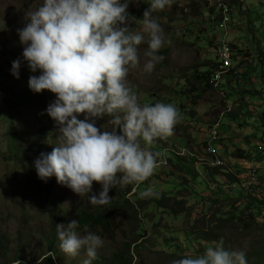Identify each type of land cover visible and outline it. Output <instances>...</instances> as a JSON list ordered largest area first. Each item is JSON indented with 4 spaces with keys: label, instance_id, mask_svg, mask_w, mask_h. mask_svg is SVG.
<instances>
[{
    "label": "clouds",
    "instance_id": "obj_1",
    "mask_svg": "<svg viewBox=\"0 0 264 264\" xmlns=\"http://www.w3.org/2000/svg\"><path fill=\"white\" fill-rule=\"evenodd\" d=\"M235 1L236 3H233V0H229L231 5L242 3L241 0ZM132 2L139 4L140 0H43L38 8L25 13L27 23L23 28L17 29V33L20 43L24 45L23 61L27 62L31 72L35 73L39 70L41 73L38 76L29 77V88L34 93L47 89L56 94V99L48 105L46 111L58 126L57 144L51 152H42L34 161L38 177L47 181L55 176L58 184L70 188L81 198L87 196L89 203L93 206L108 204L112 199L109 196L110 189L131 185L124 193L115 195L114 200L121 202L122 199H126L133 205V211L125 208L126 214L117 224L115 231L120 228L125 217H129L130 221L137 224L132 238L126 241L130 242L142 235L131 246V254L136 264V257L143 250V240L148 234V229L142 220H150L149 217H142L140 212L151 207L181 216L190 209L187 201H180L174 196V193H178L173 192L174 190L161 194L148 188L139 192L141 187L146 185L147 179L154 176L156 169L165 168L170 164L178 168L180 172L192 175L201 186L203 183L206 185L215 183L214 194L234 198L235 203L239 204L238 207L243 203H249L251 201L249 196L264 201L257 191L252 192L255 186L261 184L260 168L245 162L252 161V154H255L254 156H257L264 165V157L260 155L261 150L264 153V79L257 80L260 85L257 82L253 83L254 87L251 91L259 93L257 99L255 95L248 94L245 96L243 105L238 100L227 97L223 87L238 91L239 85L245 83L238 75L239 65L251 64L248 60L250 54L237 48L236 44L239 42L236 39V41L231 40L230 13L225 5L221 6L224 9L219 10L215 19L213 16L216 13L214 9H210L208 13L213 15L212 21L216 22L220 19L217 29L222 31V35L216 39L213 36V40H210L211 42L215 39L213 64L216 68L209 81L213 91L223 94L225 101L233 102L236 108L221 111L220 116L213 120L202 148H169L168 145L161 144L164 146L160 154L147 150L142 145H151L155 140L167 139L173 134L179 113L171 103L142 104L138 93L129 86L128 76L131 68H137L141 64L138 46L142 43L147 44L143 52V70L151 73L158 63V53L164 44L163 29L153 13L165 9L171 0H151L143 12L141 32L131 30L132 21L128 8ZM230 4L227 6L232 9ZM224 16L227 21L222 25ZM250 31H252L251 28ZM222 39L230 47L233 68L226 74H222L220 79H216L220 63L217 47ZM260 53L263 52L259 51L258 56ZM21 63L20 58L12 62L11 73L17 79L20 77ZM226 113L232 122L235 123L238 120L240 126H245L239 127L243 131L238 132L239 138L232 142H226L222 137V120ZM79 114H83L84 118L80 119ZM104 117H108V120L107 127L104 125L102 131L96 123ZM255 146L259 147L257 153L247 151L255 149ZM225 156L240 164L245 172L238 173L231 168L226 169L228 160ZM201 169L206 171L207 180L199 182L202 175ZM253 175L256 177L254 182L251 181ZM230 177L236 181L233 182ZM94 181L100 183L102 190L98 195L93 193L89 196L88 194L93 190ZM176 181L178 186L182 185L184 189L196 194V203L206 196V193H198L192 187H185L188 182L186 179L181 181V185L178 180ZM220 184L225 188L223 189ZM162 195L174 199V211H179L180 205L184 204L186 213L177 215L172 208L164 209L150 202ZM207 197L214 202L220 201L213 195ZM238 209L234 207V211L230 212L229 216L213 217L214 224L218 227L233 214L235 217L240 216ZM235 221L237 218H234L233 222ZM79 227L77 219L67 224L56 225L57 237L60 241L59 249L66 257L73 258L84 250L87 258L82 264H92L98 249L103 247L104 241L99 235L89 231L91 229L88 230V225H84L85 234L83 235L78 233L83 232L77 230ZM210 229L213 230V227L208 226L203 229L201 237L198 238L195 235V240L211 245L220 243L221 239L214 242L202 240L205 232H209ZM53 230L54 227L51 232ZM222 237L219 236V238ZM43 238L45 239L44 236ZM166 245L175 248L168 240ZM203 250L205 251L202 255L184 256L173 260L172 264H247L245 251L226 250L222 242L215 247L209 246ZM48 255H51L54 260L55 243L53 252L48 248V253L42 259ZM54 262L58 264L55 260ZM100 263L107 264L105 259H100L95 264Z\"/></svg>",
    "mask_w": 264,
    "mask_h": 264
},
{
    "label": "rangeland",
    "instance_id": "obj_2",
    "mask_svg": "<svg viewBox=\"0 0 264 264\" xmlns=\"http://www.w3.org/2000/svg\"><path fill=\"white\" fill-rule=\"evenodd\" d=\"M241 1L244 6L242 3L231 5L229 0H171L165 9L153 13L163 29L164 44L158 53L159 61L151 73L143 70V52L147 44L142 43L138 46L141 64L129 70L128 84L138 93L142 104L171 103L176 107L179 118L173 134L167 139H157L151 145H142L147 150L160 154L164 146L161 144L168 145L169 148H202L213 120L220 116L221 111L236 108L233 102L225 101L223 94L211 89L194 104V96L191 93H183L181 87L186 78H191L200 66L215 61L214 46L209 42L213 40V36L215 39L221 36L222 31L217 29L220 19L213 22V15L208 12L214 9L215 19L219 10L224 9L222 5H225L230 13L231 40L236 39L239 42L236 44L237 48L247 51V54H250L248 60L256 65L255 56H258L259 51L264 53V1ZM150 2L151 0H140L139 4L130 3L128 12L131 15L132 31H142L144 6L148 7ZM42 3L43 0H0V232L9 240L5 245V253L0 256V264H12L14 256H18L26 264H43L42 257L48 253L47 238L54 224H67L76 219L78 211L89 202L87 196L81 198L70 188L58 184L55 176L47 181L41 180L34 164L42 152H51L57 144L58 126L46 111L48 105L56 99V94L47 89L34 93L29 88V77L41 73L39 70L31 72L27 62L23 61L24 45L20 43L17 29L23 28L27 23L25 13L35 10ZM227 4H230L232 9ZM18 58L22 61L19 79L11 73L12 62ZM227 115L226 113L222 120V137L226 142H232L239 138L238 132L243 131L239 127L245 126H240L238 120L232 122ZM79 118L83 119V114H79ZM107 120L108 117L97 120L96 126L103 131V126L107 127ZM13 139L20 147L19 156L11 153ZM261 146L263 148L262 144ZM258 149L259 147L255 146V149L247 151L257 153ZM252 155L253 160L245 162L257 165L261 171V184L255 186L252 192L257 191L264 200V165L255 154ZM260 155L264 157L262 150ZM225 157L228 160L226 169L231 168L238 173L245 172L240 164L228 156ZM201 173L199 182L206 179V171L201 169ZM153 174L139 192L148 188L161 194L174 190L173 192H178L174 193V196L180 201H187L190 209L181 216L151 207L140 212L142 217H149L150 220H142L148 234L143 240V250L136 257V264H172L173 260L184 256L202 255L204 248L215 247L221 242L226 250L245 251L247 264H264V207L259 208L260 212L254 209L256 222L251 229L247 230L243 223L235 221L220 230L216 228L213 217L229 216L234 207L238 209L239 204L235 203L234 198L214 194L215 183H203L201 186L192 175L180 172L170 164L165 168L156 169ZM183 179L188 181L185 187H192L198 193H206V196L196 203V194L181 185ZM176 180L181 186H178ZM130 187L131 185L112 188L109 196L114 200L115 195L124 193ZM101 190L100 183L94 181L93 190L88 195H98ZM210 195L220 201L214 202L207 197ZM53 208L62 216H66L64 222L56 220L51 223ZM246 217L244 221H247ZM208 226L213 227L217 235L223 236L220 243L211 245L195 240V235L201 237L202 230ZM119 227L111 235L100 229L89 230L104 241L92 264L100 259H105L109 264L114 253L132 238L137 224L125 217ZM167 240L175 248L166 245ZM59 243L57 237L54 260L58 264H82L87 258L84 250L74 258L66 257L60 251Z\"/></svg>",
    "mask_w": 264,
    "mask_h": 264
},
{
    "label": "trees",
    "instance_id": "obj_3",
    "mask_svg": "<svg viewBox=\"0 0 264 264\" xmlns=\"http://www.w3.org/2000/svg\"><path fill=\"white\" fill-rule=\"evenodd\" d=\"M233 3H236V1L233 0ZM146 8L147 5L144 6V9ZM212 43L213 41L210 42V44ZM255 61H256V65H253L252 63L251 64L243 63L239 65L238 75L243 79V82L245 83L239 85L240 87L238 91H232L231 89H227V87H223L229 99L238 100L244 105L245 96H247L248 94L255 95L256 96L255 99L258 98L259 93L254 91L253 93L251 89L254 87L253 83L257 82V78L258 79L260 78L261 80L262 78L264 79V54L260 53L259 56L255 57ZM215 68L216 65H214L213 63L211 64L210 62H206V64L200 66L198 70L193 72L191 78L189 77L186 78L181 89L182 92L185 93L186 95H189V93H191L194 96V104H197L201 99V96H204V94L208 92L209 89L214 90L212 85L210 84L209 79L212 78L211 75H213ZM248 80L249 82H247ZM226 90L228 91V93ZM45 132L46 130L43 133ZM10 148L12 149L11 153H13L15 156L20 155V147L16 140L13 139L11 141ZM215 174H213V176ZM230 179L233 182L236 181L232 177H230ZM248 198L251 201L247 204L243 203L242 205H240L238 209L240 212L239 213L240 216L236 215L235 217V214H233L232 217L226 219L224 222H221L222 224H220L217 228L222 230L228 225L226 223L233 222L234 218H237V221L244 224L245 229L247 230L251 229L254 225V222L256 221L253 209L257 210L259 208L258 206L254 207V204L257 203V205L264 206V201L256 200L255 197L253 196H249ZM150 202L164 209L174 208L173 206L174 199L167 195H162L161 197L155 198ZM140 206L143 207L142 204H140ZM125 208H128V210L130 209L133 211V205L126 199H122L121 202L119 200L111 199L110 202L106 205H96V206H93L88 202L85 206H82V208L77 213L76 219L79 221L80 224V227L77 230L84 232V225H88V230L92 228L101 229L105 234L111 235L113 231H115L117 224H119V222L124 217V214H126ZM179 208H180L179 211L176 210L174 211L173 209L175 214L180 215L186 213V209H184L185 208L184 204L180 205ZM245 216H247L246 217L247 221H244ZM51 217H52L51 220L52 223L56 220L64 222V218H66L65 215L62 216L60 212L54 208L51 211ZM56 225L57 224H54L53 226L54 230L50 232L49 237L47 238V245L48 248L51 250V252H53L54 250V243L57 237ZM141 237L142 235H139L136 239H133L130 242H126L123 248L121 249V251L115 253V256L110 261V264H134V256L133 254H131V246L134 243H136L137 240H139L138 238ZM202 240L214 242V241H220V238L219 235L215 233V231L210 230L209 232H205L204 238ZM8 241H9L8 237L4 233L0 232V256L5 253L6 251L5 245L8 244ZM20 260L21 258H19L18 256H14V260L12 261V263L20 264L21 262V264H26ZM43 264H55V262L52 256L48 255L46 256V258L43 259Z\"/></svg>",
    "mask_w": 264,
    "mask_h": 264
},
{
    "label": "built area",
    "instance_id": "obj_4",
    "mask_svg": "<svg viewBox=\"0 0 264 264\" xmlns=\"http://www.w3.org/2000/svg\"><path fill=\"white\" fill-rule=\"evenodd\" d=\"M227 21V18L224 16V19L222 20L221 24L224 25ZM217 55L219 59V65H218V72L216 74V79H220L222 74H226L228 71H230L233 68L232 64V55L230 47L227 43L224 42L222 39L217 47ZM251 181H256L255 175H253Z\"/></svg>",
    "mask_w": 264,
    "mask_h": 264
}]
</instances>
